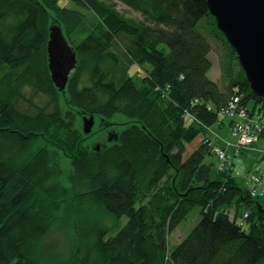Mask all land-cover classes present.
Listing matches in <instances>:
<instances>
[{
    "label": "trees",
    "instance_id": "obj_1",
    "mask_svg": "<svg viewBox=\"0 0 264 264\" xmlns=\"http://www.w3.org/2000/svg\"><path fill=\"white\" fill-rule=\"evenodd\" d=\"M60 1L0 0V264H37L35 239L62 205L70 206L69 216L72 201L98 214L95 239L85 237L69 264H87L94 254L91 264H264L261 197L226 164L213 174L215 164L206 158L221 160L208 141L183 158L185 142L224 123L220 114L233 94L242 95L251 114L249 101H256L254 109L261 103L264 114V98L251 89L208 1L120 0L141 19L107 0H64L86 14ZM94 19L106 22L99 35ZM201 20L227 48L225 88L209 76L212 46L198 29ZM55 24L78 57L65 92L49 70ZM133 65L146 68L142 87L133 81ZM75 113L120 125V142L98 151L83 147L88 136L75 129ZM227 118L231 132L235 119ZM48 145L70 155L68 173ZM143 192L150 194L148 205L138 203ZM195 208L199 222L168 255L169 234ZM247 212L249 229L239 218ZM105 216L127 221L110 234Z\"/></svg>",
    "mask_w": 264,
    "mask_h": 264
},
{
    "label": "rangeland",
    "instance_id": "obj_2",
    "mask_svg": "<svg viewBox=\"0 0 264 264\" xmlns=\"http://www.w3.org/2000/svg\"><path fill=\"white\" fill-rule=\"evenodd\" d=\"M108 2H114L116 4V8L121 11L122 13L129 15L131 17L141 19L143 16L134 10H131L129 7L124 5L120 0H107ZM60 7H63L64 5L70 8L80 9L77 7L73 2L70 1H64L61 0L59 3ZM82 12H85L84 9H80ZM89 15V14H88ZM92 17H89L87 20H90ZM97 21L94 19V24ZM104 21L98 20L96 23V27L100 30L97 32V35L101 33V31L105 30L104 28ZM205 23L204 20H201L198 29L201 31V33L210 41L212 46V51L210 52V59L213 62L212 69L209 72V76L212 80L216 81L222 88L226 87V80L224 78V69H223V63L226 60L227 57V48L224 45V42L220 39L219 36H212L213 34L205 29ZM103 29V30H102ZM221 31V30H220ZM49 39V38H48ZM240 67L236 65V69H239ZM5 70L2 72L4 74ZM131 74L133 75V81L138 87H142L144 85L143 81L146 78V68L133 65L131 68ZM27 93H30V90L26 89ZM3 99L0 100V104ZM40 101V100H38ZM45 101L41 100V102ZM22 106L24 105L21 103ZM256 105V101L254 99H251L248 103V108L251 111H255L256 114H259V108H261L262 104L258 103L257 108L254 109ZM242 108V107H241ZM223 109H229V108H223ZM86 114H77L75 113V119L74 122L78 126H75V129L77 132L80 130L82 133L84 129V118ZM220 119L224 121L223 124H216L213 127L214 132H210V134L205 135L204 130H200L201 133L198 134V137H196L191 143L185 142V151L183 152V158H187L189 154H191L200 143H205L208 141L210 145L212 146V149L215 148H221L225 156L228 155L229 160H221V162L214 156L209 155L206 158V162L208 163H214V175L217 173V170L220 166H226L231 169L233 175L237 179L238 183L247 188H251L252 186V178L256 174H259L262 172L264 168V139H259L257 142H255L252 145H241L240 144V132L239 133V139L236 135L231 136L230 132V125L229 121L226 115L223 114V112L220 114ZM96 119L95 125L93 127L92 132L87 138H84L85 140H81V145L83 147L88 146L90 149L95 148V150L98 151L101 148H107L112 147L116 142L119 141L116 137H111V140L109 139L112 133L117 134L122 128L120 125L114 124V122H105L103 120ZM116 122V121H115ZM119 121H117L118 123ZM103 124V127L101 126ZM113 124V125H112ZM102 127V129L100 128ZM212 131V130H210ZM211 138L213 140H211ZM117 139V140H116ZM226 141H229L230 144L226 143ZM120 142V141H119ZM118 143V142H117ZM44 144V143H43ZM119 146V145H117ZM116 146V147H117ZM48 149L51 148L52 154L54 156V161L56 164L60 167L62 172H69L71 170V163H70V155H68L66 152H64V148H57L53 145H48ZM86 148V147H85ZM214 148V149H215ZM261 201L264 202V195L260 196ZM73 205L71 206V213H69V216L66 217V212L68 211L69 207H66V205H62L61 209L58 211V217L57 219L52 223L50 228L39 238V236L35 239L33 245L35 248V252L32 254V258L34 259V262L37 264H69L73 261L74 256H77L80 252V246L83 244L82 240L85 237H88L93 240L95 239V235L92 233V226H95L93 217L97 216V208H94L92 212L86 210L84 206H80L79 203H76L74 201L71 202ZM138 203H142L144 205H148L150 203V194L142 193L140 194V199ZM137 203V204H138ZM136 206L140 207L141 204H138ZM83 207V209H82ZM229 208V207H228ZM247 210V207L244 206L240 211L244 212ZM229 213L231 217L234 216V207L231 206L229 208ZM84 214L88 215H94L92 217L85 218ZM245 216V214H244ZM244 216H240L241 219L240 224L244 227L249 229L247 218L244 219ZM200 216H199V208H195L193 212L190 214L188 219L184 220L179 227H177L174 231H172L168 238V255L170 251L174 250L177 245L191 232L193 227L199 222ZM99 221V220H98ZM127 221L126 217L116 219L114 216H105L103 222L105 226L110 230L111 233H115L120 227H122ZM97 223V221H96ZM100 226H104L102 223L98 224ZM38 245L40 246V251L38 252ZM30 254L32 253L30 248ZM82 256V255H81ZM97 257L92 255L90 259H88L87 264H91L93 261H95ZM75 259L74 261H76Z\"/></svg>",
    "mask_w": 264,
    "mask_h": 264
},
{
    "label": "water",
    "instance_id": "obj_3",
    "mask_svg": "<svg viewBox=\"0 0 264 264\" xmlns=\"http://www.w3.org/2000/svg\"><path fill=\"white\" fill-rule=\"evenodd\" d=\"M207 1L218 28L237 52L252 90L264 98V0ZM47 51L52 82L58 91L65 92L78 57L60 25L50 27ZM95 121L93 114L85 115V135L92 132ZM112 136L119 139V133H112L110 140Z\"/></svg>",
    "mask_w": 264,
    "mask_h": 264
},
{
    "label": "built area",
    "instance_id": "obj_4",
    "mask_svg": "<svg viewBox=\"0 0 264 264\" xmlns=\"http://www.w3.org/2000/svg\"><path fill=\"white\" fill-rule=\"evenodd\" d=\"M236 101L239 100L238 104H231L227 107L229 109H223V114L229 116L234 121V129L231 131V135H236L241 145H252L264 136V114H251L246 106H242V96L235 95ZM242 107V108H241ZM226 143L230 144L229 141ZM215 148V147H214ZM214 153L220 158V160L228 159V155L225 156L224 151L220 148H215ZM252 186L250 188L251 194L254 197H260L264 195V168L261 173L253 176ZM249 216V213H245L244 219Z\"/></svg>",
    "mask_w": 264,
    "mask_h": 264
},
{
    "label": "bare ground",
    "instance_id": "obj_5",
    "mask_svg": "<svg viewBox=\"0 0 264 264\" xmlns=\"http://www.w3.org/2000/svg\"><path fill=\"white\" fill-rule=\"evenodd\" d=\"M248 82H249V81H248ZM249 84H250V83H249ZM250 86H251V84H250ZM251 89H252V88H251ZM238 96L241 97L242 95H238ZM235 97H236V96L233 94L232 97L230 98L229 102H228L229 105L231 104V106H232L234 103H235V104H238V103H239V100L236 101V98H235ZM229 105H228V106H229ZM263 139H264V137L261 138V140H263Z\"/></svg>",
    "mask_w": 264,
    "mask_h": 264
},
{
    "label": "crops",
    "instance_id": "obj_6",
    "mask_svg": "<svg viewBox=\"0 0 264 264\" xmlns=\"http://www.w3.org/2000/svg\"><path fill=\"white\" fill-rule=\"evenodd\" d=\"M228 121H229V119H228Z\"/></svg>",
    "mask_w": 264,
    "mask_h": 264
}]
</instances>
